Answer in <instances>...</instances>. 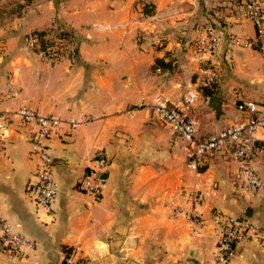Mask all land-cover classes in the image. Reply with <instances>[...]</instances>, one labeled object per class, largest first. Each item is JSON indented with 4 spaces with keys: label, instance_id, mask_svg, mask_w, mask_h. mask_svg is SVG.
<instances>
[{
    "label": "crops",
    "instance_id": "1",
    "mask_svg": "<svg viewBox=\"0 0 264 264\" xmlns=\"http://www.w3.org/2000/svg\"><path fill=\"white\" fill-rule=\"evenodd\" d=\"M242 8L228 0H0V109L28 106L77 121L71 129L63 123L47 141L57 192L44 209L24 192L34 171L33 124L9 116L0 137V218L33 246L15 256L0 253V264H60L67 248L77 250L79 264H208L213 209L260 230L239 244L241 257L230 264H264V156L253 159L261 187L243 196L225 153L206 156L195 174L183 142L147 109L154 95L177 100L198 86L200 63L190 46L201 28L252 37ZM209 10L217 25L205 23L214 20ZM55 22L76 37L70 52L46 62L24 36L52 31ZM155 60L161 62L151 72ZM214 61L212 92L199 91L186 110L198 135L244 117L236 96L264 100L256 50L223 44ZM97 153L107 164L95 196L76 184ZM191 191L198 202L190 201ZM190 210L203 220L195 234Z\"/></svg>",
    "mask_w": 264,
    "mask_h": 264
},
{
    "label": "built area",
    "instance_id": "2",
    "mask_svg": "<svg viewBox=\"0 0 264 264\" xmlns=\"http://www.w3.org/2000/svg\"><path fill=\"white\" fill-rule=\"evenodd\" d=\"M243 11L251 23L252 37L239 40L235 35L227 37L213 27L204 26L200 34L191 43V50L200 63V78L198 86L186 91L180 99L170 100L161 95H154L147 103V107L156 118L176 137L183 142L185 164L188 170L195 174L209 154L222 152L233 163L232 178L237 184L240 194L252 197L261 187V181L253 159L264 156V100L255 102L236 96L235 108L244 114L241 120L231 122L221 129L205 135L197 134L195 123L186 115L199 95V86H206L218 76V66L214 57L220 46H236L256 50L261 60L264 73V0H245ZM34 36L26 39L27 47L46 61L55 60L58 52L51 48L48 52L36 46ZM15 115L23 123H32L30 158L34 163L32 180L29 181L24 192L26 197L44 209H49L56 197V181L52 175L51 158L48 153L47 141L52 134L65 123L69 129L74 128L77 121L63 120L56 114H39L28 106H20L15 111L0 109V137L6 127L9 116ZM91 164L77 182V188L83 192L98 195L105 181L106 158L103 153H97L91 159ZM199 193L191 191L188 197L192 203L199 201ZM215 244L208 264H230L234 258H240L238 246L250 238H258L260 230L246 218H242L219 209L211 213ZM188 222L192 234L197 233L202 225V218L194 211L188 213ZM33 246L22 234L14 231L10 224L0 218V253L15 256L25 248ZM79 259L76 249H69L64 256L66 264H75Z\"/></svg>",
    "mask_w": 264,
    "mask_h": 264
},
{
    "label": "trees",
    "instance_id": "3",
    "mask_svg": "<svg viewBox=\"0 0 264 264\" xmlns=\"http://www.w3.org/2000/svg\"><path fill=\"white\" fill-rule=\"evenodd\" d=\"M52 32L54 33V35H55V37L57 39L56 41H53V42L49 43V42H47L48 39L46 38L47 34H46L45 31H34V32L24 36L25 45H26L27 37L28 36H34L35 39H36V41H35L36 42V46L39 49H41V50H43L45 52H48L51 48H54L55 50L59 51L60 55H64L67 52L66 49H67L68 43L72 42L75 39V37H76L74 35V32L71 29H67V28H64L63 26H60L57 22H55V27L53 28ZM222 36H223V34H222ZM223 44L226 45L225 43H223ZM73 53H74V51H73ZM160 62L161 61H159V60H155L154 66H159ZM215 80L216 79H214L213 81L208 83L206 86H202L203 87L202 88L203 89V91H202L203 95L210 94V89L213 86ZM69 249L70 248L65 249L64 256L68 252ZM79 263H80V260H78L75 264H79ZM60 264H66L65 261H64V257H63L62 261L60 262Z\"/></svg>",
    "mask_w": 264,
    "mask_h": 264
},
{
    "label": "rangeland",
    "instance_id": "4",
    "mask_svg": "<svg viewBox=\"0 0 264 264\" xmlns=\"http://www.w3.org/2000/svg\"><path fill=\"white\" fill-rule=\"evenodd\" d=\"M228 1H231L232 3H234V4H236V7L237 8H239V6H241V5H243V3L245 2V0H228ZM212 3H214V1H212ZM228 6V5H227ZM220 8V6L219 5H217V4H214V5H212V7H211V9L213 10V11H216V10H218ZM1 11V10H0ZM208 14L209 15H212V19H214V20H211L210 19V16H208V17H206L207 19H206V21H205V23L206 24H209V25H211V26H214V25H217V22L218 21H216L217 20V16H215L214 15V13L212 12V11H208ZM0 17H5L4 16V14L2 15V14H0ZM46 32V31H45ZM46 34H48V35H46V38L48 39V41L47 42H53V41H56L57 39H56V37H55V35H54V33L52 32V31H49V32H46ZM72 46V44H71V42H69L68 43V45H67V49H66V51L68 52V50H69V52H70V47ZM58 52V57L55 59V60H58L59 58H61V57H63V55H60L59 54V51H57ZM66 52V53H67ZM65 53V54H66ZM55 60H52V61H55ZM46 62H51V61H46ZM154 65H152L151 66V68H150V71L151 70H154ZM152 72V71H151ZM155 73H157V72H155ZM203 87L202 86H199V91H200V93L202 94V91H203V89H202ZM202 89V90H201ZM187 91H189V90H187ZM210 92H212V91H210ZM214 95V94H213ZM181 96H178V98H180ZM214 97H215V95H214ZM177 98V97H176ZM172 99H174V98H172ZM133 107V106H132ZM132 107H130V108H132ZM135 107H138V106H135ZM142 107H144L143 105H142V103H141V106L139 107V108H142ZM148 110H149V108H147ZM149 112H151V110H149ZM213 133V132H212ZM209 134H211V133H209ZM208 135V134H207ZM200 136H205V135H200Z\"/></svg>",
    "mask_w": 264,
    "mask_h": 264
}]
</instances>
